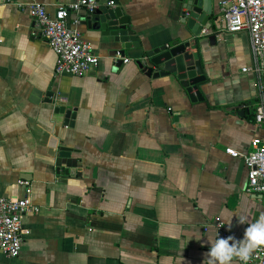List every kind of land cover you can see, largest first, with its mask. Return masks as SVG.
Returning <instances> with one entry per match:
<instances>
[{
  "label": "crops",
  "instance_id": "obj_1",
  "mask_svg": "<svg viewBox=\"0 0 264 264\" xmlns=\"http://www.w3.org/2000/svg\"><path fill=\"white\" fill-rule=\"evenodd\" d=\"M34 1L53 12L76 0H0V197L29 191L38 209L25 219L21 255L0 249V264H203L218 219L242 240L264 214V193L248 191L245 162L226 152L264 137L260 80L244 71L254 65L250 33L214 25L196 36L176 0H119L142 46L120 62L83 23L100 65L75 77L57 72L25 8ZM184 41L200 53L202 101L175 74L140 65L148 51Z\"/></svg>",
  "mask_w": 264,
  "mask_h": 264
},
{
  "label": "built area",
  "instance_id": "obj_2",
  "mask_svg": "<svg viewBox=\"0 0 264 264\" xmlns=\"http://www.w3.org/2000/svg\"><path fill=\"white\" fill-rule=\"evenodd\" d=\"M97 5L96 0H76L53 12L41 2L34 1L25 5L41 25L43 37L57 56L58 73L83 77L100 65L99 57L81 30L86 10L92 11ZM220 12V18L215 21L220 31L236 33L247 30L250 33L254 65L244 71L253 72L260 80L262 95L256 104L255 122L264 128V0H223L220 2ZM226 152L245 162L248 169V191L264 193V137H255L251 141V150L247 152L232 147H228ZM20 184L30 186V182L24 180ZM37 210L29 191L25 197H0V249L6 256L17 258L21 255L27 232L25 219ZM216 228L217 238L233 236L219 219ZM236 258L240 264H264V246H258L254 252L249 253L246 261Z\"/></svg>",
  "mask_w": 264,
  "mask_h": 264
},
{
  "label": "water",
  "instance_id": "obj_3",
  "mask_svg": "<svg viewBox=\"0 0 264 264\" xmlns=\"http://www.w3.org/2000/svg\"><path fill=\"white\" fill-rule=\"evenodd\" d=\"M97 7L92 11L86 10L83 16V23L90 29L100 31L102 37L108 38V43L115 48V54L126 56V51L132 48H140L142 43L140 37L131 28V20L127 11L119 0H96ZM181 5L182 23L187 25V29L196 36L201 32L211 30L215 25V0H176ZM113 2V4H111ZM210 40L214 42L215 36ZM146 64L140 65L148 75L154 77L175 74L181 80L189 93L192 101H202L203 95L200 90L201 83L205 80L203 68L200 61V53L192 49L190 41L179 44H166L157 49L148 51ZM52 94V93H51ZM50 96H53L51 95ZM241 112V111H240ZM239 114H242L240 113ZM67 113V117L70 115ZM64 158L68 156L61 155ZM60 172L74 174L68 167H60Z\"/></svg>",
  "mask_w": 264,
  "mask_h": 264
},
{
  "label": "clouds",
  "instance_id": "obj_4",
  "mask_svg": "<svg viewBox=\"0 0 264 264\" xmlns=\"http://www.w3.org/2000/svg\"><path fill=\"white\" fill-rule=\"evenodd\" d=\"M239 222L246 223L247 218L242 217ZM210 245L203 264H229L234 256L246 261L254 248L264 246V214L249 224L242 240L237 241L233 236L218 237Z\"/></svg>",
  "mask_w": 264,
  "mask_h": 264
}]
</instances>
